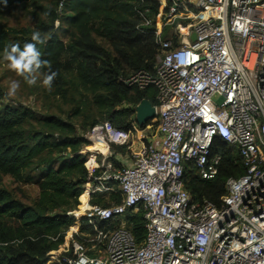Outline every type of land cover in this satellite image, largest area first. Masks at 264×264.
<instances>
[{
  "label": "built area",
  "instance_id": "built-area-1",
  "mask_svg": "<svg viewBox=\"0 0 264 264\" xmlns=\"http://www.w3.org/2000/svg\"><path fill=\"white\" fill-rule=\"evenodd\" d=\"M136 11L140 25L153 26L159 52L153 72L139 69L122 81L155 87V131L127 163L108 154L99 164L84 187L86 206L68 211L73 223L48 261L264 264V0H161L154 18L147 7ZM176 16L184 26L164 37ZM111 130L125 137L113 139ZM108 131L125 144L128 132ZM217 138L236 149L243 167L225 178L219 205L193 199L182 180L187 163L201 178L216 176ZM110 182L120 201L91 203ZM139 212L140 241L131 227Z\"/></svg>",
  "mask_w": 264,
  "mask_h": 264
},
{
  "label": "trees",
  "instance_id": "trees-1",
  "mask_svg": "<svg viewBox=\"0 0 264 264\" xmlns=\"http://www.w3.org/2000/svg\"><path fill=\"white\" fill-rule=\"evenodd\" d=\"M38 1L41 0H0V14L8 8L35 2L47 15V21H37V31L45 40L37 47L41 58L49 61L51 70L57 73L55 81L61 78V57L65 54V66L76 71L80 85L90 91L109 126L130 132L135 125L143 128L150 124L151 119L138 125L135 106L142 99L154 104L155 87L127 85L122 78L139 69L154 71L159 48L153 26L140 25L141 16L136 9L147 7L146 14L154 18L161 0H47L54 8ZM54 22L69 26L67 41L58 37ZM31 35L24 29L0 27V50L16 43L23 47L32 42ZM2 96L0 88V174L37 183L39 194L33 205H25L0 185V264H64L49 262L48 254L59 248L65 230L73 223L68 211L80 207L81 200V207L86 206L84 187L100 174V157L93 163L86 148L89 140L70 117L37 114L28 107L3 101ZM110 133L116 140L125 137L119 130ZM111 144L118 149L125 147ZM215 146L222 152L216 176L201 178L187 163L182 180L193 199L205 198L219 205L225 193V178L240 174L243 167L236 149L218 138ZM109 156L119 164L113 155ZM112 196L113 202L120 201L118 191ZM90 202L107 205L94 192ZM131 224L140 241L144 235L140 212L131 218Z\"/></svg>",
  "mask_w": 264,
  "mask_h": 264
},
{
  "label": "rangeland",
  "instance_id": "rangeland-1",
  "mask_svg": "<svg viewBox=\"0 0 264 264\" xmlns=\"http://www.w3.org/2000/svg\"><path fill=\"white\" fill-rule=\"evenodd\" d=\"M38 3L54 8V5L47 0H41ZM56 9L59 12L60 8L57 7ZM38 18L47 21V15L41 8L35 2H28L26 6H15L4 10L0 14V27L24 29L27 33L32 34L33 31L38 30ZM184 24L181 21V17H174L169 25L165 27V37L173 35L175 31H179ZM53 27L58 37L63 41H67V34L70 31L69 26L65 22L58 25L54 22ZM97 40H101L102 43L108 45L100 37H97ZM3 52L4 50H0V88L3 93V101L28 107L37 114H56L62 117H70L77 125L78 130L82 131L88 138L89 144L86 148L92 161L100 157L98 161L103 164L105 157L109 154L113 155V159L118 163H127L132 151L136 150L142 142H145L154 133L155 122L153 118L147 126L139 128L135 125L134 129L127 133L128 136L123 149L114 147L111 144L112 142H121L112 140L110 137L111 133L109 136L108 121L92 101L90 91L80 85L76 71L65 66L67 62L65 54L61 57L64 65L61 71V78L59 81H53L51 90L43 87L41 80H38L35 86H28L21 80V87L17 95L13 98L8 97L6 93L10 82L20 78L7 68L6 62L3 60ZM215 99L219 102L220 97L216 96ZM76 111L77 113H75ZM90 167L92 166L90 165ZM0 185L8 189L13 196L25 205H33L38 198L39 187L37 183L28 180H16L8 174L1 173ZM110 186L105 191H94L96 195L102 197V202L107 204L113 202L112 194L117 191L116 185L112 184ZM67 231L68 228L65 233H68ZM65 239L64 237L62 244Z\"/></svg>",
  "mask_w": 264,
  "mask_h": 264
},
{
  "label": "clouds",
  "instance_id": "clouds-1",
  "mask_svg": "<svg viewBox=\"0 0 264 264\" xmlns=\"http://www.w3.org/2000/svg\"><path fill=\"white\" fill-rule=\"evenodd\" d=\"M31 41L25 43L23 47L16 43L4 49L3 60L7 68L20 78L10 82L6 93L10 98L17 95L21 80L28 86H35L37 81L41 80L42 86L51 90L53 81L57 77V73L51 70L50 62L41 58L42 53L37 47L45 43L41 33L33 31ZM43 69L47 71H42Z\"/></svg>",
  "mask_w": 264,
  "mask_h": 264
},
{
  "label": "water",
  "instance_id": "water-1",
  "mask_svg": "<svg viewBox=\"0 0 264 264\" xmlns=\"http://www.w3.org/2000/svg\"><path fill=\"white\" fill-rule=\"evenodd\" d=\"M196 3L197 0H194ZM191 39L195 38V34H191ZM154 117V107L153 105L147 100L142 99L136 106H135V120L138 125L145 124L148 120Z\"/></svg>",
  "mask_w": 264,
  "mask_h": 264
},
{
  "label": "crops",
  "instance_id": "crops-1",
  "mask_svg": "<svg viewBox=\"0 0 264 264\" xmlns=\"http://www.w3.org/2000/svg\"><path fill=\"white\" fill-rule=\"evenodd\" d=\"M91 158V157H90ZM95 161V160H94ZM94 161H93V163H94ZM92 166V165H91Z\"/></svg>",
  "mask_w": 264,
  "mask_h": 264
}]
</instances>
